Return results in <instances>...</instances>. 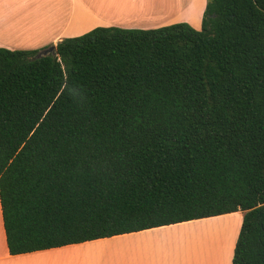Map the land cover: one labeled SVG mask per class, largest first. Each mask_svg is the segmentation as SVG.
Listing matches in <instances>:
<instances>
[{"label":"trees","instance_id":"obj_1","mask_svg":"<svg viewBox=\"0 0 264 264\" xmlns=\"http://www.w3.org/2000/svg\"><path fill=\"white\" fill-rule=\"evenodd\" d=\"M39 51L0 48L10 254L242 211L231 264H264V0Z\"/></svg>","mask_w":264,"mask_h":264},{"label":"crops","instance_id":"obj_2","mask_svg":"<svg viewBox=\"0 0 264 264\" xmlns=\"http://www.w3.org/2000/svg\"><path fill=\"white\" fill-rule=\"evenodd\" d=\"M205 6L206 0H0V48L43 50L56 46L63 38L79 36L96 27L148 29L185 22L200 29ZM236 215L234 228L225 226L221 238L207 239L209 248H204L209 252V259L198 264H231L243 212L10 254L0 205V264H161L157 251L161 248L158 244L161 235L195 224L229 220Z\"/></svg>","mask_w":264,"mask_h":264},{"label":"rangeland","instance_id":"obj_3","mask_svg":"<svg viewBox=\"0 0 264 264\" xmlns=\"http://www.w3.org/2000/svg\"><path fill=\"white\" fill-rule=\"evenodd\" d=\"M242 212V211H241ZM238 215L231 217L229 220H218L213 223L195 224L184 230L175 231L171 234L161 235L158 244L161 246L158 251L159 263L161 264H198L202 260L203 263L209 259V252L205 246L209 242L207 239L224 235L225 226L237 225ZM228 223V224H227ZM230 241V238H229ZM219 245L215 244L218 250ZM227 257H225L226 260Z\"/></svg>","mask_w":264,"mask_h":264},{"label":"water","instance_id":"obj_4","mask_svg":"<svg viewBox=\"0 0 264 264\" xmlns=\"http://www.w3.org/2000/svg\"><path fill=\"white\" fill-rule=\"evenodd\" d=\"M48 53L55 54V46L51 45V46H48L47 48H45L43 50H40L38 52V54L36 55V57H40V56L46 55Z\"/></svg>","mask_w":264,"mask_h":264},{"label":"bare ground","instance_id":"obj_5","mask_svg":"<svg viewBox=\"0 0 264 264\" xmlns=\"http://www.w3.org/2000/svg\"><path fill=\"white\" fill-rule=\"evenodd\" d=\"M224 261H226V260H224Z\"/></svg>","mask_w":264,"mask_h":264}]
</instances>
